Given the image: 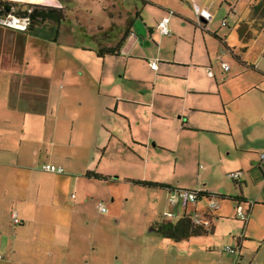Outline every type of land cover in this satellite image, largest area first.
Here are the masks:
<instances>
[{
	"label": "crops",
	"instance_id": "1",
	"mask_svg": "<svg viewBox=\"0 0 264 264\" xmlns=\"http://www.w3.org/2000/svg\"><path fill=\"white\" fill-rule=\"evenodd\" d=\"M36 1L39 0L32 2ZM62 1L48 0L47 4L62 6L66 14L67 6ZM70 1L76 9L83 6L79 5V0ZM137 1L141 2V8ZM191 1L102 0L96 6H88L85 11L90 15L94 8L104 13L103 20L94 25L100 30L99 34L106 37L103 29H111L117 24L123 30L119 32L118 40L97 41V46L78 45L69 39L76 52L60 59L62 64L56 79L45 71L47 63L53 58L51 51H47V42L60 43L61 23H49L51 33L48 36L39 32L41 24H32L27 30L0 25V176L9 181L15 172L21 173V169L31 171L26 162L21 163L11 155L15 154L20 142L31 130H37L31 138L34 144H41L47 136H52L47 132L48 112L71 95L69 114L62 120L57 118L53 126L54 138L63 141L60 143L62 148L57 150L61 154L55 156L54 148L50 153L58 160L68 146L75 153L77 150H89L91 158L82 175L90 182H119L127 188L151 189L155 199L164 198L161 215L170 208L168 190L142 186L133 183V180L161 182L180 189L202 188L220 194V190L204 187L199 181V184L186 186L182 175L176 176V170L183 169L184 177V168L192 163L197 171H206L219 163L232 162L240 174H243L239 170L242 167L246 171L259 170L263 180L255 182L260 183L263 190L264 168L261 171L260 154L264 152V52L257 58L248 55L247 51L252 46L255 32L264 36V22L251 18L250 4L254 0H249L245 8L247 14L237 17L234 25L230 26L231 30L240 32V42L235 43L229 33L221 32L215 26L222 3H226L234 14L233 4L228 2L230 0H221L217 6L219 9L214 10L210 8L213 4L210 0ZM192 3L207 8L212 18L199 22ZM128 5L131 7L127 9ZM170 11L173 13L170 14ZM224 14L228 17L227 10ZM164 16H169L170 35H161L157 30V24ZM75 21L80 22L79 15ZM225 25L229 27L228 21ZM125 30L128 33L118 52L98 56V49L115 46ZM35 31L37 35L32 34ZM145 40L157 49L150 57L142 52L138 43ZM224 45L232 49L231 53L223 52L232 61L219 55ZM78 47L92 55H81ZM154 57L158 59L156 69L149 65V59ZM136 60L142 62L146 73H127L129 62ZM223 62L228 64L227 70H224ZM135 69L139 71L137 65ZM55 80L58 92L52 88ZM31 147L33 155L40 152V146ZM259 148L262 151L257 154ZM247 153L255 154L248 158L245 156ZM222 155L229 157L223 159ZM101 166L103 169H100ZM44 171L59 176L64 173ZM87 172L99 173L107 178L88 177L85 175ZM240 177L238 195L250 203V207L243 204L249 210L244 224L247 231L253 218L251 210L257 204L264 207V203L258 200L249 202L242 190L245 177ZM74 182L79 186V177H75ZM18 197L22 203L29 199L25 192ZM71 197L75 198V195L71 194ZM108 197L112 202L111 194ZM4 200L0 201L1 212L9 210L8 201ZM203 206L204 200L197 205L179 202L173 208L176 212L173 218L178 219ZM218 209L209 214L212 223L210 232L214 231V218L221 215ZM9 212L12 222V214L16 213L18 217V213ZM21 215L19 223L24 222L26 213L22 210ZM233 215L237 218L236 211ZM155 220L147 218L149 224ZM247 235L244 232L242 238L235 237V245H230L238 248L237 256L231 253L233 264H239L243 256ZM204 236L210 235L207 233L183 240L189 244L190 239ZM0 249L9 253L7 259H10V253H15V246L12 245L9 250L2 240Z\"/></svg>",
	"mask_w": 264,
	"mask_h": 264
},
{
	"label": "rangeland",
	"instance_id": "2",
	"mask_svg": "<svg viewBox=\"0 0 264 264\" xmlns=\"http://www.w3.org/2000/svg\"><path fill=\"white\" fill-rule=\"evenodd\" d=\"M4 1L48 5V0ZM79 1V5L83 6L77 9L70 0L62 1L67 7L66 17L59 28L60 43L55 44L50 40L47 42V51H51L53 58L47 63L45 71L54 79H56L59 65L62 64L60 59L76 52V48L70 45L69 39L78 45L97 46V41L106 43L118 40L119 32L123 30L117 24L111 29H103L107 36H102V33H98L100 30L94 25L103 20L104 13L95 8L91 15L85 11L89 8L88 6H96L98 1L102 0H95V4L92 0ZM210 1L213 3L211 10L219 9L217 6L221 0ZM228 2L233 4L234 14L226 3H222L215 26L220 28L221 32L229 33L230 39L236 43L240 42V32L236 29L231 30L230 26L234 25L237 17L247 14L245 8L250 1L230 0ZM137 3L141 8V2L137 1ZM130 7V5L126 6L127 9ZM226 10L228 17L224 14ZM143 12L146 13L145 10ZM77 15L80 16L79 23L75 21ZM90 17H93V20H90ZM224 20L228 21L229 27L224 24ZM49 23L51 21L36 22L34 25L41 24L39 32L48 36V33H51L48 28ZM52 27L55 29L54 26ZM36 32L32 34L37 35ZM138 43L146 56L150 57L156 53L157 49L153 43L148 45L147 40ZM251 44L247 54L259 58L264 52L263 34L255 32ZM78 52L85 57L91 54H87L80 47ZM219 55L232 61L226 53H219ZM262 59L264 66V58ZM141 63L137 60L130 61L127 73H144L145 69ZM233 63L236 64V62ZM135 65L139 71H136ZM39 67L44 68L42 65ZM59 83L62 84V82ZM52 88L54 90L56 88L58 92L59 86L56 80ZM72 99L70 95L63 99L61 104L57 103L52 111L49 110L47 132L52 136H47L41 144L38 142L34 144L31 138H33V132L37 130H31L30 134L22 139L15 154L11 155L21 163L26 162L31 171L21 169L22 172H15L9 181L0 176V201L5 198L4 201H8L9 206H7L8 211L1 212L2 204H0V240L4 245H8L9 250L12 245L15 246V253H10V259H7L9 253L0 249V256H2L0 264H233L232 254L224 250V247L235 245V237L242 238L244 232L248 234V241L244 244L243 256L239 264H264V207L258 206L259 204L251 210L252 222L245 231L246 222L233 215L237 203L229 198H219L218 212L221 215L214 218V231L208 232L210 236L190 239L189 244L186 240L173 241L153 231L150 228L152 223L149 224L147 221V218L151 217L156 220L162 219L160 213L164 198L155 199L151 194L153 190L127 188L119 182L86 180L87 178L82 174L83 170L88 168L91 158L88 154L89 150H77L75 153L71 152L68 146L65 147L63 156L57 160L55 156L61 154L57 150L62 148L60 143L63 141L54 138L53 126L57 118L62 120L69 114ZM26 132L28 133L27 130ZM32 145L40 146V152L37 155L31 153ZM52 149L55 156L50 153ZM261 151L262 149L259 148L257 154ZM254 154L247 153L245 156L251 158ZM228 157L222 155L223 159ZM46 163L63 167L64 173L59 176V174L44 171L42 165ZM100 169L103 167L101 166ZM239 170L243 172L240 176L245 177L246 180L242 183V190L249 202L258 200L264 203V189L261 190L260 183L255 182L263 180L259 170L254 168L246 171L244 167ZM184 171V177L183 169L177 168L175 174L182 175L183 184H187L186 186L200 182V185L204 187L220 190L221 193L229 196L240 194L239 185L229 177V173L237 171L232 162L219 163L206 171L203 169L197 171L192 163L185 167ZM75 177L80 179L79 186L75 185ZM24 192L28 194L29 199L22 203L18 196ZM71 194H74L75 198H72ZM109 194L112 196V202L109 197L107 198ZM101 199L108 208L106 213H100L96 208L97 200ZM20 208L26 213L24 222L15 225L11 222L9 211H16L21 218Z\"/></svg>",
	"mask_w": 264,
	"mask_h": 264
},
{
	"label": "trees",
	"instance_id": "3",
	"mask_svg": "<svg viewBox=\"0 0 264 264\" xmlns=\"http://www.w3.org/2000/svg\"><path fill=\"white\" fill-rule=\"evenodd\" d=\"M4 2L6 1L0 0V16L5 15L7 13H14L18 16L29 17L30 19L29 27L36 22H44V21H51L53 23L59 24L65 19V16H66L64 8L62 6L42 5V4L31 3V2H22V3L12 2V8L9 12H7L4 7ZM250 15L252 19H256V20L258 19L264 22V0H254L250 4ZM127 33L128 31L125 30L123 36L120 38V40L115 46L98 49L96 51L98 56H103V54H114L118 52L119 47L122 44ZM223 50L229 51L230 53L232 52L231 51L232 49L231 48L229 49L227 45H224ZM236 56L237 55H235V57ZM247 66L251 67V65L249 64H247ZM85 175L88 177L93 176L94 178H97V179L107 178L106 176L99 174V173L87 172L85 173ZM231 180L234 181V183L238 184L239 179H231ZM132 182L136 184H140L142 186H146V187L165 188L166 190H168V192L180 189V188H176V187L170 186L169 184L161 183V182H149V181H144V180H133ZM191 190H195L196 192V203L203 201V199H207V198H211L215 196L220 199L229 198L231 200H234L237 204L246 203L247 206L250 207V203L246 202L243 199V197L240 195L229 196V195H225L222 193L217 194V193H212L202 188L191 189ZM194 205H197V204H194ZM209 214L210 213H208V217H210L211 219V216H209ZM161 217L162 219L155 220L151 224L150 228L153 231H155L157 234H159L161 237L169 238L173 241H181L191 236L204 235V234H207L209 231H211L210 229H211L212 223L208 227L194 225L191 221L190 214H184L182 217H179L178 219H175V220L174 218H170V219L164 218L162 215Z\"/></svg>",
	"mask_w": 264,
	"mask_h": 264
},
{
	"label": "built area",
	"instance_id": "4",
	"mask_svg": "<svg viewBox=\"0 0 264 264\" xmlns=\"http://www.w3.org/2000/svg\"><path fill=\"white\" fill-rule=\"evenodd\" d=\"M194 10L196 12L197 19L199 22H201V20L208 21L213 16L212 13L207 8L200 7L198 5H194ZM172 13H173V11H170V14H172ZM224 24H225V21H224ZM0 25L10 27V28H14V29H19V30H27L29 25H30V19H29V17H26V16H18L14 13H7L5 15L0 16ZM157 30L161 35H170L171 30L169 28V16H164L160 19V21L157 24ZM223 52H224L223 49H221L219 51V53H223ZM157 62H158L157 58L149 59L150 67L152 69H156L157 68ZM222 66H223L224 70H227L229 68L228 64L225 62L222 63ZM42 168L44 170L56 172V173H63L64 172L63 167H61L59 165H54L51 163L43 164ZM263 168H264V152H262L260 154V169H261V171H263ZM239 176H240L239 171H233V172L229 173V177L231 179H238ZM203 200H204V206L201 208H195V210L189 214L191 215V221L194 225H200V226L208 227L211 224V219H210V217H208V213H211L214 210L218 209L219 198L213 196L211 198H207V199H203ZM179 202H182L184 205H186L187 203H190L193 205L197 204L196 203V192H195V190L178 189L175 191H169L168 192V205L170 208L163 211L162 216L164 218H167V219L175 217L176 212H175V210H173V208L176 207ZM96 207L102 213H105L108 211L107 206L102 201H98L96 203ZM235 211H236V217L238 219L243 220V221L247 220L249 214H248V211L243 206V204L238 203L235 206ZM12 221L15 224L19 223L20 220L17 217L16 213L12 214ZM224 250H226V251H228V252H230L236 256L238 255V248H236V247H232L230 245H227L226 247H224Z\"/></svg>",
	"mask_w": 264,
	"mask_h": 264
},
{
	"label": "water",
	"instance_id": "5",
	"mask_svg": "<svg viewBox=\"0 0 264 264\" xmlns=\"http://www.w3.org/2000/svg\"><path fill=\"white\" fill-rule=\"evenodd\" d=\"M4 7L6 9L7 12H9L12 8V2H4Z\"/></svg>",
	"mask_w": 264,
	"mask_h": 264
}]
</instances>
